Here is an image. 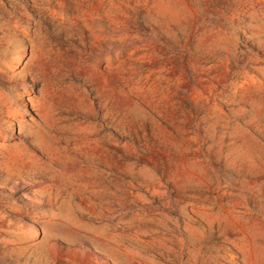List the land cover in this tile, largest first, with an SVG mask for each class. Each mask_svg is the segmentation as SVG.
<instances>
[{"label":"rangeland","instance_id":"1","mask_svg":"<svg viewBox=\"0 0 264 264\" xmlns=\"http://www.w3.org/2000/svg\"><path fill=\"white\" fill-rule=\"evenodd\" d=\"M0 264H264V0H0Z\"/></svg>","mask_w":264,"mask_h":264}]
</instances>
